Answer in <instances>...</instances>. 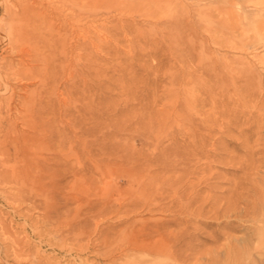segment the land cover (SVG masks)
Returning <instances> with one entry per match:
<instances>
[{"label":"rangeland","instance_id":"obj_1","mask_svg":"<svg viewBox=\"0 0 264 264\" xmlns=\"http://www.w3.org/2000/svg\"><path fill=\"white\" fill-rule=\"evenodd\" d=\"M22 1L0 0L1 29ZM35 1L66 69L40 125L65 124L51 113L67 99L93 145L75 159L37 127L38 145L0 165V264H264V0ZM0 45L7 74L18 55ZM9 95L1 135L30 142ZM59 156L74 169L57 181L33 167Z\"/></svg>","mask_w":264,"mask_h":264},{"label":"bare ground","instance_id":"obj_2","mask_svg":"<svg viewBox=\"0 0 264 264\" xmlns=\"http://www.w3.org/2000/svg\"><path fill=\"white\" fill-rule=\"evenodd\" d=\"M5 1H7V0H5ZM63 1L64 0H56V2L58 4H62ZM46 2H47L46 3L47 5H51V7L54 6L51 1L49 2V0H47ZM36 5H37V7L40 5L42 6L41 3H37L34 0L29 4L28 3L24 4L23 1L18 2V3H16V6L14 9L13 8L10 9L8 7V9L6 10V21L3 22V23H5L7 28H6V30H4L3 28L1 29V27H0V37L3 38L4 40H6L8 45H9L10 50L11 51L15 50L17 55H18L17 56L18 59H17L16 64H12L10 62H4V67H5L4 69L7 70L8 73L4 74L0 71V82L3 85L2 88H0V93L1 94L10 93L8 98L5 100L6 108H8L9 112L14 111L16 113V115L18 116L17 119H19L21 122H23V124H26L25 126H28V127L30 126L29 128L32 132V135L29 136L30 142H27V141L23 142V141H20V139L17 136H9L8 134L7 135L4 134L2 136L1 134L5 129V125H0V139H1L0 140V165H2L5 168H6V166H5L6 164H8L10 161H13L12 160L13 158L16 159V157L18 155L22 156L24 154V152H23V151H25L24 148H28V147L38 145L39 139L36 137V135H42L43 136L44 134L37 132L36 131L37 127L38 128L45 127V129L48 130V132H49L48 137L47 136L46 137L49 138L51 145L53 147L56 146L58 148L59 147L64 148L66 146V144H68L69 153H71V155L74 156L75 159H79V154H83L89 158L91 157V148L93 145V139L91 137L92 129H91V127H87L84 129L82 122L74 121L73 115L70 114L71 108L67 102V99L63 100L64 101V103H63L64 108L62 107L63 108V110L61 109L62 112H58V114H57L55 111H52V113H51L52 118H53V120H52L53 122L55 121L56 118L59 120H61L60 118H62L64 120L67 119L66 120L67 122L65 124L60 125L59 129L56 131H54L51 128V125H50L51 121H49V125H45V126H44V124H42L43 126L40 125V123L44 122L42 115L44 113L48 112V107L43 102L44 98H46V96L48 99L51 97L53 87H50V86H51V84H54V82L56 80V76L59 75L60 70L63 71L65 68L61 69L63 62H64V54H62L58 51V48L62 46V43L58 38H57L58 40L54 39L52 37L53 34H50L51 36L49 35L48 30L51 27H47V24L49 22H46L47 17L45 18V14L43 13L44 8L42 9L43 10L42 12H41V10H39L41 13H35L36 10L34 11V9H35ZM36 12H38V11H36ZM51 14H53V13H51ZM47 16H48V14H47ZM52 33H54V32H52ZM73 46L75 47L76 45H73ZM71 69H72V67H70V68L68 67V69H67L68 70L67 74L69 75L68 79H70V80L73 77V75L71 73L72 72ZM65 72L63 71L64 74H65ZM37 78H39L38 83L40 82L42 85L41 88L37 87V88L32 89V90H26L25 89L27 87L26 84L24 85L22 83V84H20V86L18 85V82H22V81H30L29 82V84H30L34 80H36ZM10 80H15L17 82L11 83ZM75 83L76 82L74 81V84ZM19 87H20V89L21 88L25 89V91L21 92L22 97L17 94V89ZM63 93H65V92H63ZM67 95L69 96V94H67ZM71 95H73V94H71ZM174 96H175V94H174ZM16 97H17L16 101L18 102V104H15L14 99H16ZM168 113H169V111H168ZM0 114H1V106H0ZM89 114H90V112H88V117L84 118V120H83V122H86V124H88V125H89V122L91 121V115H89ZM6 116H7V114H6ZM183 118H184V116H183ZM45 121H47V120H45ZM160 121H161V119H160ZM161 123H162V121L159 123V125H160L159 127L163 126V125H161ZM164 126H163V128H164ZM28 131H29V129H28ZM80 134H82L85 138V140L83 142L82 151H79L81 149L80 148V145H81L80 137L81 136H78V135H80ZM11 148L13 149V154L10 153ZM61 150L62 149H60V151ZM47 152H49V151H47ZM12 155H13V158H12ZM62 155H64V154H62ZM28 157L30 160L29 155H28ZM31 158H34V157H31ZM36 160H38V159H36ZM48 161H49V163H48ZM48 161L46 162V159H44L42 161V163H40V161L39 162H33L34 163V166H33L34 169L37 171H42L43 177L48 176V177H51L57 181V176H59L60 171H62V168H65L66 170L68 169L71 171H72V169H74V164L68 163L69 162L68 159L64 158V157H60V158L53 157V158L48 159ZM14 165H15L14 167L11 166L12 171H14L17 166L18 167L23 166L24 161L21 160L18 162H14ZM29 171H30V173L32 172V170H30V169H29ZM28 176H30V175H28ZM10 177L13 178V181L15 182V184L18 185L19 189L23 188L25 186V181H21L19 178L16 179L14 174ZM21 178L23 180V177H21ZM33 179L32 180L30 179V180L34 181ZM24 180H25V178H24ZM159 189H161V188H159ZM146 245H148V244H146ZM145 251H147V250H145ZM152 251L154 253L159 254L162 252V249L161 250L156 249V250H152ZM21 252L22 251L18 249V253H21ZM15 254H17V253H15ZM18 255H20V254H18Z\"/></svg>","mask_w":264,"mask_h":264}]
</instances>
